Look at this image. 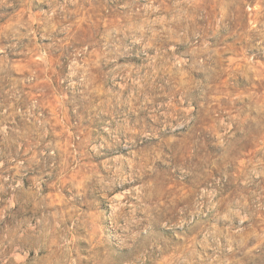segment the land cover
I'll return each instance as SVG.
<instances>
[{
  "label": "rangeland",
  "instance_id": "rangeland-1",
  "mask_svg": "<svg viewBox=\"0 0 264 264\" xmlns=\"http://www.w3.org/2000/svg\"><path fill=\"white\" fill-rule=\"evenodd\" d=\"M0 264H264V0H0Z\"/></svg>",
  "mask_w": 264,
  "mask_h": 264
}]
</instances>
